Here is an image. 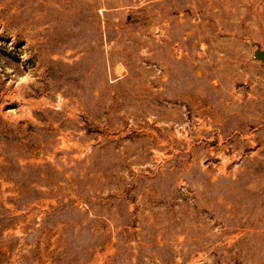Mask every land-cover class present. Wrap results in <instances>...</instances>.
I'll use <instances>...</instances> for the list:
<instances>
[{"label":"rangeland","instance_id":"1","mask_svg":"<svg viewBox=\"0 0 264 264\" xmlns=\"http://www.w3.org/2000/svg\"><path fill=\"white\" fill-rule=\"evenodd\" d=\"M264 0H0V264H264Z\"/></svg>","mask_w":264,"mask_h":264},{"label":"water","instance_id":"2","mask_svg":"<svg viewBox=\"0 0 264 264\" xmlns=\"http://www.w3.org/2000/svg\"><path fill=\"white\" fill-rule=\"evenodd\" d=\"M259 56L264 60V54H259Z\"/></svg>","mask_w":264,"mask_h":264}]
</instances>
